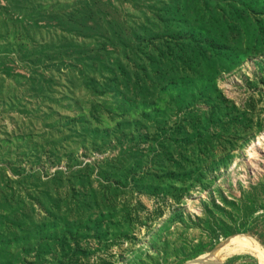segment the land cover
<instances>
[{"label":"rangeland","instance_id":"obj_1","mask_svg":"<svg viewBox=\"0 0 264 264\" xmlns=\"http://www.w3.org/2000/svg\"><path fill=\"white\" fill-rule=\"evenodd\" d=\"M242 236L264 251V0H0V264Z\"/></svg>","mask_w":264,"mask_h":264},{"label":"bare ground","instance_id":"obj_2","mask_svg":"<svg viewBox=\"0 0 264 264\" xmlns=\"http://www.w3.org/2000/svg\"><path fill=\"white\" fill-rule=\"evenodd\" d=\"M256 241L249 236L236 238L232 243L225 245L217 252L205 254L186 264H225L224 258L240 252H249L264 260V251L257 248Z\"/></svg>","mask_w":264,"mask_h":264},{"label":"trees","instance_id":"obj_3","mask_svg":"<svg viewBox=\"0 0 264 264\" xmlns=\"http://www.w3.org/2000/svg\"><path fill=\"white\" fill-rule=\"evenodd\" d=\"M247 1H250V0H247ZM249 232V229H245L243 231H241V233H248ZM233 234H230L229 236H232Z\"/></svg>","mask_w":264,"mask_h":264}]
</instances>
